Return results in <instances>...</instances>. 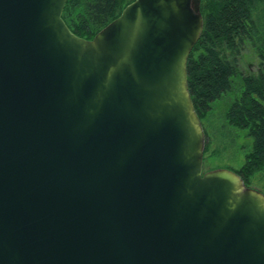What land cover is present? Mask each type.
Masks as SVG:
<instances>
[{
	"label": "water",
	"instance_id": "95a60500",
	"mask_svg": "<svg viewBox=\"0 0 264 264\" xmlns=\"http://www.w3.org/2000/svg\"><path fill=\"white\" fill-rule=\"evenodd\" d=\"M67 0H0V264H264V193L204 171L201 0H133L92 39Z\"/></svg>",
	"mask_w": 264,
	"mask_h": 264
},
{
	"label": "trees",
	"instance_id": "16d2710c",
	"mask_svg": "<svg viewBox=\"0 0 264 264\" xmlns=\"http://www.w3.org/2000/svg\"><path fill=\"white\" fill-rule=\"evenodd\" d=\"M132 1L67 0L63 19L73 33L92 39ZM201 13L204 29L188 60V84L205 129L204 155L210 150L204 120L239 82L226 118L254 139L253 150L236 171L250 186L251 177L264 169V0H201ZM247 46L256 51L259 62L255 71L245 73L239 62Z\"/></svg>",
	"mask_w": 264,
	"mask_h": 264
},
{
	"label": "rangeland",
	"instance_id": "374dc122",
	"mask_svg": "<svg viewBox=\"0 0 264 264\" xmlns=\"http://www.w3.org/2000/svg\"><path fill=\"white\" fill-rule=\"evenodd\" d=\"M258 62L256 51L247 46L240 59L239 68L245 73L249 70L255 71ZM236 85L231 94L214 105L212 112L204 120L210 139V150L204 155V171L215 169L237 171L246 162V155L253 150L254 139L248 135V131L230 125L226 118L228 101L240 87L239 82ZM250 186L264 193V169L251 177Z\"/></svg>",
	"mask_w": 264,
	"mask_h": 264
}]
</instances>
